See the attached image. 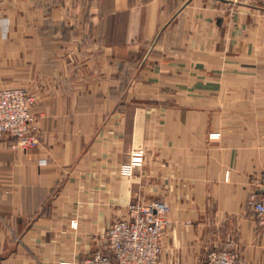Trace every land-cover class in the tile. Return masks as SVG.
Segmentation results:
<instances>
[{
  "label": "crops",
  "instance_id": "obj_1",
  "mask_svg": "<svg viewBox=\"0 0 264 264\" xmlns=\"http://www.w3.org/2000/svg\"><path fill=\"white\" fill-rule=\"evenodd\" d=\"M39 145L0 137V264L73 263L130 204L169 206L157 264H264V0H0V88ZM143 163L133 166L132 153Z\"/></svg>",
  "mask_w": 264,
  "mask_h": 264
},
{
  "label": "built area",
  "instance_id": "obj_2",
  "mask_svg": "<svg viewBox=\"0 0 264 264\" xmlns=\"http://www.w3.org/2000/svg\"><path fill=\"white\" fill-rule=\"evenodd\" d=\"M238 5L255 0H220ZM35 96L25 87L0 88V137L16 140L22 149L39 145L35 132L33 105ZM130 163H143L141 152L132 153ZM264 187V172L258 176ZM247 205L255 212L258 223L264 225V194L252 195ZM169 206L161 200L139 201L129 205L128 217L114 220L103 234L105 246L76 262L61 264H157L161 241L169 224L166 218ZM201 264H247L232 249H211Z\"/></svg>",
  "mask_w": 264,
  "mask_h": 264
}]
</instances>
